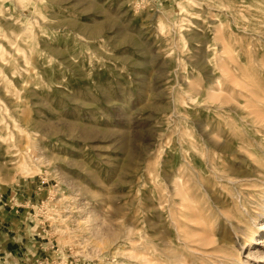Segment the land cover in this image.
<instances>
[{
  "label": "rangeland",
  "instance_id": "1",
  "mask_svg": "<svg viewBox=\"0 0 264 264\" xmlns=\"http://www.w3.org/2000/svg\"><path fill=\"white\" fill-rule=\"evenodd\" d=\"M0 264H264V0H0Z\"/></svg>",
  "mask_w": 264,
  "mask_h": 264
},
{
  "label": "bare ground",
  "instance_id": "2",
  "mask_svg": "<svg viewBox=\"0 0 264 264\" xmlns=\"http://www.w3.org/2000/svg\"><path fill=\"white\" fill-rule=\"evenodd\" d=\"M258 128V127H257ZM233 171V170H232ZM231 225V224H230ZM199 244V243H198ZM201 245V244H200ZM210 259V258H209ZM148 262V261H147Z\"/></svg>",
  "mask_w": 264,
  "mask_h": 264
},
{
  "label": "crops",
  "instance_id": "3",
  "mask_svg": "<svg viewBox=\"0 0 264 264\" xmlns=\"http://www.w3.org/2000/svg\"><path fill=\"white\" fill-rule=\"evenodd\" d=\"M4 228V227H3Z\"/></svg>",
  "mask_w": 264,
  "mask_h": 264
}]
</instances>
